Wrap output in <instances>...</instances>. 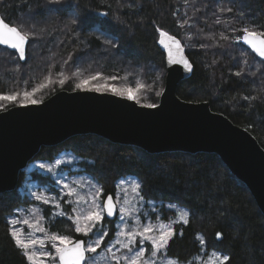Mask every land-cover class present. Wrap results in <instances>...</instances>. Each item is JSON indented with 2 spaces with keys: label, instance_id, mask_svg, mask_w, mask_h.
<instances>
[{
  "label": "trees",
  "instance_id": "trees-1",
  "mask_svg": "<svg viewBox=\"0 0 264 264\" xmlns=\"http://www.w3.org/2000/svg\"><path fill=\"white\" fill-rule=\"evenodd\" d=\"M0 15L31 34L23 62L15 51L0 46V94L31 92L43 83L33 94L41 102L61 89L78 90L77 83L99 73L90 84L135 88L139 82L145 87L136 93L138 103L157 104L166 72L158 44L157 29H162L180 39L193 64L191 75L178 84V96L209 102L213 111L249 130L264 148V60L235 42L244 26L264 31V0H0ZM112 76L118 79H108ZM0 104L1 111L20 103ZM63 151L77 160L78 169L71 174L93 178L105 195L116 194L120 179L134 177L144 200L161 210L171 204L188 212L187 224H173L176 234L166 256L189 262L202 251L218 252L230 257L227 264H264V216L216 154H150L84 134L42 147L28 165L52 161ZM27 167L15 190L0 193V264H30L11 237L8 221L31 203L20 189L24 181L52 183ZM166 211L165 217L173 214ZM117 217L103 222L109 238ZM44 218L50 231L85 239L66 217L50 218L46 211Z\"/></svg>",
  "mask_w": 264,
  "mask_h": 264
},
{
  "label": "water",
  "instance_id": "water-1",
  "mask_svg": "<svg viewBox=\"0 0 264 264\" xmlns=\"http://www.w3.org/2000/svg\"><path fill=\"white\" fill-rule=\"evenodd\" d=\"M159 40L166 72L156 108L112 92L61 89L39 103L1 110L0 193L16 189L21 170L42 147L59 145L76 135L93 134L150 154L214 153L247 187L264 216V148L249 130L213 111L209 102H192L178 96V84L191 75L193 64L181 41L191 71L183 65L169 64L167 50ZM235 42L252 51L242 41ZM116 216L106 219L114 220Z\"/></svg>",
  "mask_w": 264,
  "mask_h": 264
},
{
  "label": "snow or ice",
  "instance_id": "snow-or-ice-1",
  "mask_svg": "<svg viewBox=\"0 0 264 264\" xmlns=\"http://www.w3.org/2000/svg\"><path fill=\"white\" fill-rule=\"evenodd\" d=\"M230 11V9L228 10ZM184 23H187L185 21ZM219 23V21H217ZM183 26V25H182ZM160 35L159 43L167 50V62L169 64L183 65L185 70L191 71V64L184 56V48L181 42L175 37L170 35L167 31L157 29ZM235 31V30H234ZM31 38V34L22 31L17 26H12L10 23L5 22L0 18V46L5 49L15 50L17 57L20 60H26L27 58V45ZM166 38V39H165ZM223 39H229L228 36H223ZM236 41H242L247 44L252 51L258 54L261 58H264V31L255 30L254 26H244L240 29V32L235 36ZM237 76L241 73L236 72ZM100 74L96 76L88 77L81 80L75 85L76 89L91 90L96 92L110 91L121 97L137 100V95L145 85L136 83L135 88L132 87H117L113 85H98L90 84V81L96 80ZM112 81L117 80L116 76L109 77ZM61 84L64 80L59 81ZM45 87V84H40L38 87L33 88L31 92L25 91L21 93L12 94H0V101H9L12 103L19 102L20 104H36L40 101L33 98V94L39 89ZM163 91V90H161ZM156 95H161V92H156ZM4 105L0 104V108ZM149 108H156V104H147ZM63 163L61 160H56L55 164H40L39 167L49 173H55L56 166ZM54 183L59 188V193L67 197L75 196L74 201H64V203L80 204L81 202H87V207L84 208H72L74 215H70L68 219L72 220L75 226V232L80 233L85 239H73L68 235H59L57 233H47L46 229L42 226L43 216L37 215L33 219H23L19 221L17 219H11L8 221L10 227L9 232L15 244L23 251L25 257H27L30 264H93L94 257L90 254H98V249L106 243V238L109 237V232L103 227V222L107 217H113L117 214V210L120 214V223L124 224L116 233L115 244H118L120 248L126 249L125 254L117 255L113 252V246L107 247L104 251L106 254H111V261L114 264H157L156 257L158 254H163L168 250L170 240L175 236L173 224L182 221L187 224L188 212L179 210L177 220L167 223L154 224L151 222H140V217L135 215L137 209L129 203L127 190L123 191V200H120L119 193L122 190L121 186L125 184L124 180H121L116 188L117 194L108 193L103 191L102 187H96L95 191L91 194L90 200L86 196H81L78 188L83 187L81 181L67 182L61 178L55 180ZM131 193L135 196H140L141 184L136 180H133L129 185ZM31 196L35 201L42 202L45 205L53 204L55 208L61 206V202L56 199L55 196H47L44 192L36 191L32 192ZM142 199V197H140ZM169 207L175 208V205H169ZM31 211L37 212L38 210L33 208ZM58 215L63 216L61 211ZM125 217H134L135 223L129 225L125 223ZM18 223L27 225L29 229H35L39 232L45 233L44 239L31 238V233L28 236L23 237L21 229L17 227ZM182 234V233H181ZM216 238H222L221 232H216ZM201 245H204L206 241L203 237L198 236ZM50 243L51 249L48 250L44 247L45 243ZM146 243L150 247L146 248ZM41 245V248L37 251H31L30 249ZM118 251V250H117ZM150 253V254H149ZM208 256L207 260H201V264H212L213 259L215 264H227L230 257L227 255H220L216 252L205 253ZM166 264H179L178 261L168 260Z\"/></svg>",
  "mask_w": 264,
  "mask_h": 264
},
{
  "label": "rangeland",
  "instance_id": "rangeland-1",
  "mask_svg": "<svg viewBox=\"0 0 264 264\" xmlns=\"http://www.w3.org/2000/svg\"><path fill=\"white\" fill-rule=\"evenodd\" d=\"M56 160H61L63 163H61L59 166H56L55 173H49V172H47L44 169H41L39 167V165L42 163L46 164V165L47 164H53L54 165ZM76 161L77 160H75L70 153L63 151V152L59 153L52 161L35 160V161L31 162L27 167V171L30 172L32 170H38L40 173L47 175L48 178L51 180V183L53 185L52 184L51 185H45V184L42 185V184H38L36 182L24 181L23 186L20 189H21L22 194H24L26 196L27 200H29V202H31V203L29 205H26V206L18 209L17 212H15V214L10 218V220L11 219H17L19 221H22L23 219H30L31 220V219L35 218L37 215L45 217L46 211L50 215V218H55V217L59 216V217H66L68 219V217L70 215H74V213L72 212L73 207H76L78 209L87 207L88 206L87 202H81L80 204L64 203V201H74L76 199V197L75 196L67 197V196L61 195L59 193L58 186L54 183L55 180H58L61 178L65 179L67 182L81 181V182H83V187H79L78 191H79L81 196H86L90 200L91 194L95 191L96 187H101V186L93 178H91L87 175L71 174V170H77L78 169L77 165L75 164ZM121 180H124L125 184L121 186L122 190L119 193V198H120V200H123V198H124L123 191L127 190L129 203L132 204L137 209V211L135 212V215L140 217L141 223L151 222L154 224H159L162 222L167 223L170 221H174V220H177L178 211L183 210L177 206L175 208L169 207V205H171V204L165 205L164 210H161V206L157 205V203H154L152 201H146L143 198L141 199L140 198L141 194H140V196H135L134 194L131 193L129 185L131 184V182L133 180H136L134 177L122 178L116 182V186ZM36 191L44 192L45 195H47V196H55L56 199L61 202V206L59 208H55L53 206V204L45 205L42 202L35 201L34 198L31 196V193L36 192ZM116 194H117V188H116ZM33 208L37 209L38 211L37 212L31 211ZM166 210H172L173 214H171L168 217H165V215H167ZM61 211L64 213L63 216L58 215V213ZM117 216H116L117 220L115 221L114 226H113V229H114L113 235L110 238L109 237L106 238L107 242L104 243L100 249H98V254H90L94 257L93 264H114V262L111 261V254H106L104 251L110 245L113 246V252H116L117 255L122 256L123 254H125L127 252L126 249H122L119 247L118 244H115L117 231H119L121 228L124 227V224L120 223L119 212L117 213ZM70 221L72 222V220H70ZM125 223H127L129 225L135 223L134 217H125ZM42 226L46 229V231L49 235L51 233H54V232L49 230L48 220H46L45 218L42 221ZM17 227H19L21 229V232L23 233L22 238L28 236L29 232L31 233V238H35V239H44L45 238L44 232L36 231L34 228L29 229L28 226L24 225L23 223H18ZM103 227L107 230L109 229L107 224H103ZM74 229H75V226H74ZM78 234H80V233H78ZM145 246H146V248L150 247V245H148L147 243ZM44 247L48 250H52L50 243L46 242ZM40 248H41V245L37 244L36 246L31 248L30 250L31 251H37ZM211 253H213V252H210L208 254L210 255ZM216 253H218V252H216ZM218 254H220V253H218ZM155 259H156L157 264H166V262L168 260H171L174 262L177 261L173 258L166 256L165 253L158 254ZM207 259H208V256H206L205 253L202 251L199 255L195 256L189 262H180V261H178V262H179V264H201V260H207ZM122 264H123V262H122ZM212 264H215L214 259H213Z\"/></svg>",
  "mask_w": 264,
  "mask_h": 264
},
{
  "label": "bare ground",
  "instance_id": "bare-ground-1",
  "mask_svg": "<svg viewBox=\"0 0 264 264\" xmlns=\"http://www.w3.org/2000/svg\"><path fill=\"white\" fill-rule=\"evenodd\" d=\"M234 176V175H233Z\"/></svg>",
  "mask_w": 264,
  "mask_h": 264
}]
</instances>
